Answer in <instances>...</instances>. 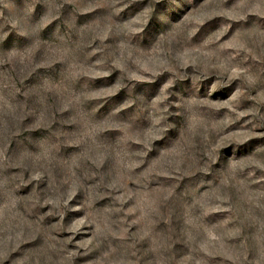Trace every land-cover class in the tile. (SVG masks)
I'll return each instance as SVG.
<instances>
[{
  "label": "rangeland",
  "instance_id": "rangeland-1",
  "mask_svg": "<svg viewBox=\"0 0 264 264\" xmlns=\"http://www.w3.org/2000/svg\"><path fill=\"white\" fill-rule=\"evenodd\" d=\"M0 264H264V0H0Z\"/></svg>",
  "mask_w": 264,
  "mask_h": 264
}]
</instances>
